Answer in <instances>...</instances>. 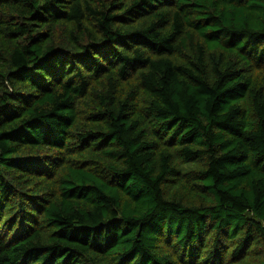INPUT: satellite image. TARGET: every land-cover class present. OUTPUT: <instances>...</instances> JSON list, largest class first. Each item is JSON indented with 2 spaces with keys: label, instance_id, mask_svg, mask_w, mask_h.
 <instances>
[{
  "label": "trees",
  "instance_id": "1",
  "mask_svg": "<svg viewBox=\"0 0 264 264\" xmlns=\"http://www.w3.org/2000/svg\"><path fill=\"white\" fill-rule=\"evenodd\" d=\"M0 264H264V0H0Z\"/></svg>",
  "mask_w": 264,
  "mask_h": 264
}]
</instances>
